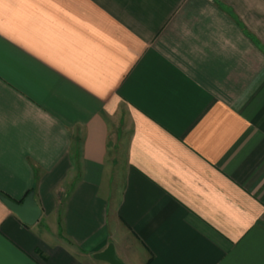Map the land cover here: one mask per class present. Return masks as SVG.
Masks as SVG:
<instances>
[{
    "label": "crops",
    "instance_id": "obj_1",
    "mask_svg": "<svg viewBox=\"0 0 264 264\" xmlns=\"http://www.w3.org/2000/svg\"><path fill=\"white\" fill-rule=\"evenodd\" d=\"M0 264H264V0H0Z\"/></svg>",
    "mask_w": 264,
    "mask_h": 264
},
{
    "label": "water",
    "instance_id": "obj_2",
    "mask_svg": "<svg viewBox=\"0 0 264 264\" xmlns=\"http://www.w3.org/2000/svg\"><path fill=\"white\" fill-rule=\"evenodd\" d=\"M0 200L25 225L30 226L35 224L41 215V208L35 201L33 192H29L21 200H15L0 194ZM95 257L109 264H126L116 254L112 244L108 245L103 251L97 253Z\"/></svg>",
    "mask_w": 264,
    "mask_h": 264
},
{
    "label": "trees",
    "instance_id": "obj_3",
    "mask_svg": "<svg viewBox=\"0 0 264 264\" xmlns=\"http://www.w3.org/2000/svg\"><path fill=\"white\" fill-rule=\"evenodd\" d=\"M29 192H31V189L27 192V194H28ZM27 194H26V195H27ZM20 200H21V199H20Z\"/></svg>",
    "mask_w": 264,
    "mask_h": 264
}]
</instances>
